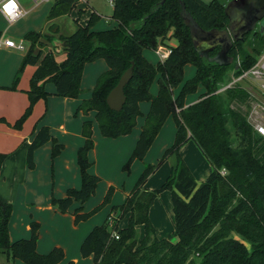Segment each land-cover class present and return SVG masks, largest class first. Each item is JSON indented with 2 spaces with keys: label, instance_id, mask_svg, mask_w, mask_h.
Listing matches in <instances>:
<instances>
[{
  "label": "trees",
  "instance_id": "trees-1",
  "mask_svg": "<svg viewBox=\"0 0 264 264\" xmlns=\"http://www.w3.org/2000/svg\"><path fill=\"white\" fill-rule=\"evenodd\" d=\"M232 0H113L112 19L118 26L95 31L100 16L92 13L86 26L66 39L70 48L65 58L55 56L51 40L60 30L50 28V34L31 32L25 36L29 48L23 58L11 90H15L20 75L28 65L36 67L27 92L29 106L14 124L20 130L32 115L36 103L47 100L46 84L53 83L56 96L78 99L86 65L104 60L108 70L102 73L89 99L83 100L76 114L96 113L102 137L118 139L130 135L142 116L140 103H150L139 139L123 170L130 173L132 164L143 161L167 119L176 125L174 144L166 149L156 164H147L134 188L120 206L112 208L113 221L95 227L83 241L80 252L84 258L93 257L94 264H264V136L260 135L239 111L231 107L232 89L226 97L218 94L219 85L230 69V62L218 59L220 48L206 53L197 47L194 38L198 29L224 31L229 18L225 8ZM79 0H55L48 21L70 15ZM2 33L0 32V38ZM170 38L176 47L167 45ZM264 44V33L252 31L234 43L228 57L242 61L241 69H249L254 56ZM169 47L168 59L152 64L144 56L146 50ZM134 64L133 77L125 88L126 102L120 112L112 111L107 97L122 75ZM192 65L195 75L185 80L184 68ZM241 69H238L241 70ZM237 71V72H238ZM158 83V92L152 87ZM202 86L205 92L198 102L186 106V97L196 94ZM181 87L177 97L174 91ZM238 99L244 101V97ZM93 123L85 121L82 128L84 145L78 150L82 186L68 189L66 198H52V204L67 213L74 202L84 204L99 186L101 178L89 172L92 164L89 152L94 149ZM234 131V133H233ZM238 140L234 146L233 137ZM194 141L213 166L209 177L199 183L180 150ZM53 142L52 158L63 150L48 127L34 135L27 153L29 169L35 168V152L47 142ZM171 156L176 157L167 181L158 190H149V178ZM7 155L0 153V174ZM114 187H110L103 202L91 212L75 211V223L87 221L111 203ZM170 191L175 217L174 231L168 238H158L150 219V209L162 192ZM13 205L0 197V252L25 264H61L64 250L54 248L47 254L37 252L39 224L31 223V237L12 242L10 220ZM128 225L120 228L126 217ZM143 226L145 235L137 239V228ZM116 233L119 239L113 237ZM239 234L251 243V249L235 239ZM68 264H75L69 262Z\"/></svg>",
  "mask_w": 264,
  "mask_h": 264
},
{
  "label": "crops",
  "instance_id": "crops-1",
  "mask_svg": "<svg viewBox=\"0 0 264 264\" xmlns=\"http://www.w3.org/2000/svg\"><path fill=\"white\" fill-rule=\"evenodd\" d=\"M18 1L21 8L27 12L22 19L13 24H9L0 14V22L4 21L7 24L6 28L0 26V32L2 33L1 38L14 39L16 41L23 40L26 43V51L11 49L4 45L0 46V153L7 155L0 174V197L3 200L12 203L14 208L10 220V238L12 242L20 239H29L31 234V223L35 220L34 223L39 224V237L37 241L38 253L47 254L54 248H61L64 250L65 255L64 261L61 264H68L69 262H74L75 264H94L93 257L84 258L81 255L80 248L83 241L95 227L102 225L106 219L115 216L114 213H112V208L114 206L122 205L135 185L130 190L124 189L123 202H119L118 199L116 200L114 193L110 204L94 214L87 221L76 224L74 216L75 211L80 210V213L82 214L91 212L103 202L107 193L103 195L102 200L96 202L98 204L94 203L87 207V204L91 202L90 200L92 199V196L84 204L74 202L67 213H62L57 206L52 204V198L55 196L53 193L50 195L48 185L45 183L38 184V178L41 170L47 169V167H51V165H53V167H66V171L72 173L76 181L75 186H73V182L72 184L67 182L63 187L64 195L55 197L56 199H64L66 198L68 189H80V185L82 186L80 167L78 164V150L85 143V139L82 136V128L84 122L88 120L85 117L82 119H73L72 115L77 111L78 106L83 100L91 97L98 77L108 70V65L104 60H98L86 65L82 77L81 89L90 85L92 87L91 90L89 89L91 93L88 95L82 93L78 99L58 97L56 96L55 85L53 83L46 84L45 88L49 93L48 99L38 101L34 107L32 115L26 120L22 128L20 130L15 129L13 127L14 124L21 118L29 106L27 92L30 89V81L36 70L35 66H26L23 73L20 75L17 88L15 90L10 89L29 48V43L25 40V36L31 32L50 34V28L52 26H57V21L59 19L57 18L53 21H48V14L53 5L50 0H39L37 3L33 0ZM79 2L84 1L79 0ZM30 3L33 6H31ZM92 13L99 15L101 20L102 16L97 13L95 9L92 10ZM104 29L106 28H98V26L93 28L95 31ZM60 36L64 37L61 32L55 37ZM60 55L64 59L66 53L63 52ZM55 56L58 57L57 54H55ZM144 56L149 62H151L147 57V50L144 52ZM157 57L158 61L151 62L152 64L156 65L161 62L158 55ZM189 66L192 65H187L184 68L185 80H188L185 71ZM195 73L196 69L194 70V75ZM180 90L181 87L174 91L175 97L179 95ZM157 92L158 90L152 94L156 95ZM204 92V88L200 86L196 93V100H185L186 106L198 102L200 96ZM149 109L150 103H140L142 116L138 118L137 125L133 132L130 135L118 139L102 137L95 118L96 113L90 112L94 118L89 121H92L93 123V140L95 143L94 149L89 152V160L92 166L102 159L106 161L117 159L120 163H124L130 154L133 153L142 131V127L145 124V117L147 116ZM52 116L55 118L57 117V120H52ZM41 127L49 128L51 136L56 139L59 144L63 145V150L55 159H53V142H47L35 152V168L29 169L27 165L28 149L35 133ZM175 136L176 125L173 117L170 116L162 127L144 160H136L134 165L131 166L134 173H136L135 176L137 177V181L142 174L145 165L157 162L166 149L174 144ZM199 150L198 145L191 140L181 148L180 154L196 180L201 183L212 173L213 166L210 162L206 161V159H203ZM193 165L196 166L195 169L193 168ZM92 166L89 172L93 175L99 176V173L95 174L92 172ZM171 171V166L167 167L165 174L161 177V181L168 178ZM154 176L155 174L149 178L146 184V188L149 190L157 189V186H153L150 183ZM26 190L28 192H30V190H36L38 193V195L32 199L34 202L33 210L35 216H32L34 217V220H24L18 224L17 219H15V197L17 193H24ZM163 197L165 202L163 207H161L158 205V200ZM128 218L129 216H126L120 222V228L123 229L127 227ZM150 219L156 228L158 238H168L173 233L175 217L170 191L161 193L158 199L155 200L150 209Z\"/></svg>",
  "mask_w": 264,
  "mask_h": 264
},
{
  "label": "rangeland",
  "instance_id": "rangeland-1",
  "mask_svg": "<svg viewBox=\"0 0 264 264\" xmlns=\"http://www.w3.org/2000/svg\"><path fill=\"white\" fill-rule=\"evenodd\" d=\"M51 4H53L54 0H50ZM112 0H88L86 3L79 2L77 4L76 9L67 16H63L58 19L57 27L59 28L61 34L64 37H67L75 32L77 29V23L75 20L79 18V11H82V15L80 17L79 24L82 26H86L87 20L90 18L92 14V10L95 9L97 13H99L102 17L99 23L96 26L98 28H106L112 29L115 26H118V22L112 19L113 15V4ZM206 3L211 2L212 0H203ZM31 6H33L30 3ZM0 26L3 28L7 27V24L3 21L0 22ZM261 27V24L256 25L254 31H260L262 29L264 33V25ZM59 39L60 37H55ZM167 45L170 47H176L178 42L175 38H170L167 41ZM57 59L59 61L63 60L60 54H57ZM147 57L151 62H157L158 57L155 51L147 50ZM255 63L249 69H241L242 61L240 58H237V61L229 58L230 61V69L227 71L224 80L219 85L218 94L226 97V91L228 89H232L234 93V99L231 103V107L239 111L241 115H243L249 124H251L254 129L262 136H264V44L262 46V50L259 54L254 56ZM238 69H241L238 71ZM194 68L189 66L186 71L185 75L187 79H190L194 76ZM238 71V72H237ZM158 83L155 82L154 87L152 89V93L158 90ZM91 86H85L82 89L84 95H88L91 93ZM90 89V90H89ZM240 96L244 97V101H240L238 99ZM197 94L190 95L186 97V100L192 101L196 100ZM201 97V96H200ZM53 117V116H52ZM87 118V120H93V116L91 113L88 115H84L83 113L76 114V111L72 115L73 119H82ZM56 119L57 117H53L52 120ZM234 133V131H233ZM102 136V135H101ZM234 146H238V140L236 137H233ZM197 145V144H196ZM199 148V147H198ZM200 149V148H199ZM200 154L202 155L203 159H208L203 154L202 150L200 149ZM132 153L130 154V156ZM130 156L124 163H120L119 160H100L99 162L95 163L92 167V172L95 174L99 173V177L101 181L97 188V192L93 195L91 202L87 204V207L91 204H98L96 202L102 200L103 195L107 193L109 187H114L115 191V199L119 202H123L124 199V189L130 190L136 183L137 177L135 176L134 170L131 168L130 173L125 172L123 170L125 164L129 160ZM158 162V161H157ZM155 162L154 164H156ZM176 162V157L171 156L155 173L154 178L150 181L151 185L157 186V189H160L163 184L167 181L168 178L161 181V177L165 174L167 167L172 168V166ZM209 162V161H208ZM134 165V163L132 164ZM134 167V166H133ZM137 167V166H135ZM195 165L193 168L195 169ZM98 176V175H97ZM199 176V175H198ZM38 184H47L48 188L50 189V195L53 193L55 197L63 196L64 195V185L69 182L75 186V177L72 173H68L66 171V167H47V169H42L40 176H39ZM136 180V181H135ZM81 188V185H80ZM169 192V191H168ZM164 193V192H162ZM38 195L36 190H27L23 193L20 192L16 194V206H15V219H17V223L20 224L24 220H34L35 212L34 199ZM158 199V198H157ZM164 197L158 200V205L163 207L164 205ZM115 217V216H114ZM35 222V220H34ZM145 235V230L143 226H139L137 228V239H143ZM31 237V234L30 236ZM233 237L241 242H243L248 249H251V243L245 239L243 236L239 234H234ZM0 264H25L20 260L13 261L12 257H8L7 254L0 252Z\"/></svg>",
  "mask_w": 264,
  "mask_h": 264
},
{
  "label": "water",
  "instance_id": "water-1",
  "mask_svg": "<svg viewBox=\"0 0 264 264\" xmlns=\"http://www.w3.org/2000/svg\"><path fill=\"white\" fill-rule=\"evenodd\" d=\"M229 18L228 28L224 31H203L198 29L194 38L196 46L205 48L206 53L220 48L219 60L230 62L228 53L234 43L244 39L254 31L256 25H264V0H232L225 8ZM261 32L262 29L260 30ZM52 48L56 54L66 52L70 44L66 39L55 37L51 40ZM134 64L122 75L117 86L111 90L107 97V104L112 111L120 112L126 102L125 88L133 77Z\"/></svg>",
  "mask_w": 264,
  "mask_h": 264
},
{
  "label": "built area",
  "instance_id": "built-area-1",
  "mask_svg": "<svg viewBox=\"0 0 264 264\" xmlns=\"http://www.w3.org/2000/svg\"><path fill=\"white\" fill-rule=\"evenodd\" d=\"M33 1L37 3L39 0H33ZM81 1L87 2L88 0H81ZM111 2L113 4V0ZM0 14L5 18V20L9 24H13L19 21L20 19H22L27 14V12L21 8L18 0H0ZM2 45L9 47L11 49L26 51V43L23 40L16 41L14 39L1 38L0 46ZM155 52L159 56L161 62H163L166 59H168L172 50L169 47L160 46ZM109 221H113V217H110ZM113 237L119 239V236L116 233L113 234Z\"/></svg>",
  "mask_w": 264,
  "mask_h": 264
}]
</instances>
